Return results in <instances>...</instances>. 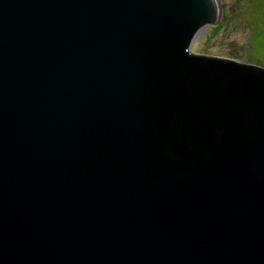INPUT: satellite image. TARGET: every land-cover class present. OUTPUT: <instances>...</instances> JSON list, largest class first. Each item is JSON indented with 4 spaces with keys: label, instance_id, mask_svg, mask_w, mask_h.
<instances>
[{
    "label": "water",
    "instance_id": "95a60500",
    "mask_svg": "<svg viewBox=\"0 0 264 264\" xmlns=\"http://www.w3.org/2000/svg\"><path fill=\"white\" fill-rule=\"evenodd\" d=\"M219 0H0V264H264V66L195 53Z\"/></svg>",
    "mask_w": 264,
    "mask_h": 264
},
{
    "label": "rangeland",
    "instance_id": "374dc122",
    "mask_svg": "<svg viewBox=\"0 0 264 264\" xmlns=\"http://www.w3.org/2000/svg\"><path fill=\"white\" fill-rule=\"evenodd\" d=\"M220 1L221 23L202 28L192 50L264 66V3L261 0L256 3L255 0Z\"/></svg>",
    "mask_w": 264,
    "mask_h": 264
},
{
    "label": "flooded vegetation",
    "instance_id": "af4514ba",
    "mask_svg": "<svg viewBox=\"0 0 264 264\" xmlns=\"http://www.w3.org/2000/svg\"><path fill=\"white\" fill-rule=\"evenodd\" d=\"M220 1V0H219ZM254 1V0H253ZM259 0H255V3L256 2H258ZM262 1V3H264V0H261ZM261 3V2H260ZM220 4H221V1H220ZM219 23H221V20H220V22Z\"/></svg>",
    "mask_w": 264,
    "mask_h": 264
}]
</instances>
